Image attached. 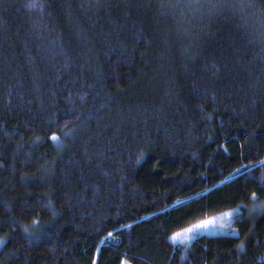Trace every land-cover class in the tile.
Wrapping results in <instances>:
<instances>
[{
  "label": "trees",
  "instance_id": "trees-1",
  "mask_svg": "<svg viewBox=\"0 0 264 264\" xmlns=\"http://www.w3.org/2000/svg\"><path fill=\"white\" fill-rule=\"evenodd\" d=\"M248 4L0 0V264H264ZM234 210L235 236L171 239Z\"/></svg>",
  "mask_w": 264,
  "mask_h": 264
},
{
  "label": "rangeland",
  "instance_id": "rangeland-1",
  "mask_svg": "<svg viewBox=\"0 0 264 264\" xmlns=\"http://www.w3.org/2000/svg\"><path fill=\"white\" fill-rule=\"evenodd\" d=\"M228 213H231V215L226 216L222 214V215L213 217L214 223H209L207 228H201L199 230H194L192 234V239L190 241L182 242L181 240H177L173 242L175 244L188 243L200 236H235L236 230L232 227V223H233V219L235 215L238 214V211L234 210ZM213 218H210L207 220H213Z\"/></svg>",
  "mask_w": 264,
  "mask_h": 264
},
{
  "label": "clouds",
  "instance_id": "clouds-1",
  "mask_svg": "<svg viewBox=\"0 0 264 264\" xmlns=\"http://www.w3.org/2000/svg\"><path fill=\"white\" fill-rule=\"evenodd\" d=\"M175 7L188 9L193 15L199 11H206L207 13L212 14L221 10V6L215 3H189L185 5H177ZM239 11L244 15L254 16L257 14H264V7L259 4L240 5Z\"/></svg>",
  "mask_w": 264,
  "mask_h": 264
},
{
  "label": "snow or ice",
  "instance_id": "snow-or-ice-1",
  "mask_svg": "<svg viewBox=\"0 0 264 264\" xmlns=\"http://www.w3.org/2000/svg\"><path fill=\"white\" fill-rule=\"evenodd\" d=\"M52 139L56 140V139H58V137L53 135ZM253 197H255V193H253ZM224 215L230 216L231 213H224ZM209 223H214V218H213V220H204V221L199 222L198 224L192 225L191 227L184 228L182 232L175 233L171 237V239L173 241L181 240L182 242L190 241L192 239V234H193L194 230H199L201 228H207ZM111 235H112V233H109V236H111ZM4 243H5L4 240H0V246H3ZM243 246H244L243 244L240 245V247H243ZM124 264H128V262L124 261Z\"/></svg>",
  "mask_w": 264,
  "mask_h": 264
}]
</instances>
